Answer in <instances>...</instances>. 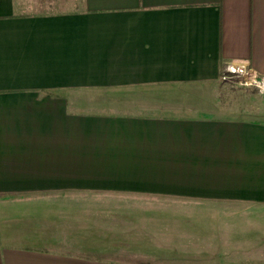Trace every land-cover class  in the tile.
<instances>
[{
  "label": "crops",
  "instance_id": "obj_1",
  "mask_svg": "<svg viewBox=\"0 0 264 264\" xmlns=\"http://www.w3.org/2000/svg\"><path fill=\"white\" fill-rule=\"evenodd\" d=\"M228 64L264 77V0H0V264H177L127 208L264 207Z\"/></svg>",
  "mask_w": 264,
  "mask_h": 264
},
{
  "label": "rangeland",
  "instance_id": "obj_2",
  "mask_svg": "<svg viewBox=\"0 0 264 264\" xmlns=\"http://www.w3.org/2000/svg\"><path fill=\"white\" fill-rule=\"evenodd\" d=\"M223 82L220 88L240 99L243 94H248L256 103L264 99V91L237 85L234 78L228 84L224 85ZM226 91H222L220 96L224 97ZM138 204L135 208H127V212L141 211L144 215L142 224H138V241L146 237V229L150 228L159 236L158 240L156 238V245L164 244L167 246L164 249L171 251L168 255L153 256L154 260H159L157 262L167 260L177 264H264V207L208 206L207 203L183 207L181 200H171L168 203L166 200L152 202V199H143ZM119 208L120 206L96 207L95 211L98 213L104 210L105 215H115ZM194 214L198 215L195 220L200 226H197L195 232L192 229L188 235L184 232L187 231V224L182 222L185 224L182 225L177 219L181 220V215L192 217ZM194 224L196 223H192V227ZM169 236L171 237L168 238ZM181 236L187 238L182 239ZM139 258L140 261L145 259L150 264L153 263L150 256Z\"/></svg>",
  "mask_w": 264,
  "mask_h": 264
},
{
  "label": "built area",
  "instance_id": "obj_3",
  "mask_svg": "<svg viewBox=\"0 0 264 264\" xmlns=\"http://www.w3.org/2000/svg\"><path fill=\"white\" fill-rule=\"evenodd\" d=\"M232 78L236 79V83L240 86L254 87L264 91V77L258 76L250 67L228 64L221 76V81L229 82Z\"/></svg>",
  "mask_w": 264,
  "mask_h": 264
}]
</instances>
